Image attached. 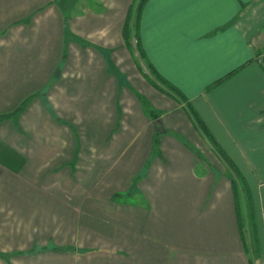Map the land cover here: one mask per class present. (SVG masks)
Instances as JSON below:
<instances>
[{
    "label": "crops",
    "instance_id": "crops-1",
    "mask_svg": "<svg viewBox=\"0 0 264 264\" xmlns=\"http://www.w3.org/2000/svg\"><path fill=\"white\" fill-rule=\"evenodd\" d=\"M83 1L0 0V115L30 97L0 121V264H264V178L253 256L232 179L264 160V0L145 1V58L183 99L134 60L133 0ZM136 174L144 200L115 199Z\"/></svg>",
    "mask_w": 264,
    "mask_h": 264
},
{
    "label": "rangeland",
    "instance_id": "rangeland-1",
    "mask_svg": "<svg viewBox=\"0 0 264 264\" xmlns=\"http://www.w3.org/2000/svg\"><path fill=\"white\" fill-rule=\"evenodd\" d=\"M62 4L65 5V4H68L69 0H61ZM74 4L76 5L77 8L81 9L82 6H84L86 3L85 1L83 0H74ZM66 6V5H65ZM133 47L132 48V52L135 53L134 55V60L136 61L137 64H139L141 67H142V70L143 72L145 71V73L147 75H149L150 77H152V79H154L155 81H157L161 86H167V84L165 82H163L162 79H160L146 64L145 60L140 56V53H139V50L138 48L136 47V40L135 38H133ZM137 53V54H136ZM140 69V67H139ZM141 70V69H140ZM168 87V86H167ZM142 96V95H141ZM143 98V104L146 106V110L148 111V116L153 118L155 117L151 111V108L153 109L154 112H156V109L153 108L151 102H148L146 97L142 96ZM203 133L204 130H202ZM209 131V130H208ZM156 132H159V130L155 129V133ZM169 134H173L175 136H178L179 138L183 139V140H186L183 136V135H180L179 133L173 131V130H169L167 131ZM160 133V132H159ZM206 134V133H205ZM160 146V145H159ZM213 147V146H212ZM215 147V146H214ZM218 152H221V149L219 147H216ZM154 149V148H153ZM214 150V149H213ZM220 150V151H219ZM154 154H156L157 152L154 150L153 151ZM257 160V165L261 167V172L257 173L254 172V171H250L248 172L247 176L248 178H246L245 176H243V171L241 173H235L234 174L232 173L233 177L232 179L234 180V183H235V186H236V189H237V197H238V200H239V204H240V207H241V213H243V216H244V224H245V229L246 231L248 232L247 233V239H248V247L250 248V253H251V256H253V251L259 253V249H260V246H261V240L259 239V234H260V238H261V228H259V234L257 232L258 228H256V226L253 224V219H255V221L257 222V219H256V216L258 217L259 215V200H258V184H259V180L260 179H263L264 178V160L261 161V159H259V157H255ZM234 165L236 168H238L237 166V163L234 161ZM148 165V161L146 162V164L144 165V169H146ZM143 169V171H144ZM142 171V170H141ZM230 173V172H229ZM142 174V173H141ZM141 174H136L135 176L132 177L133 179V186L131 185L129 191H124V192H121L123 195L122 197L124 198H127L122 200V201H130V202H136V201H141V200H144V196L142 194H140L139 192H135V188H137L138 186V183L140 181V178L143 177ZM241 174V175H240ZM135 182V184H134ZM251 188V193H252V198H253V201L255 200V203H256V208H255V213H254V217L253 216H250V213H249V218L247 219L246 215L247 214V207L250 205L251 206V203L249 204V202L247 201L248 200V196H247V188ZM254 192V193H253ZM253 194H255V196H253ZM121 201V200H120ZM250 238V239H249Z\"/></svg>",
    "mask_w": 264,
    "mask_h": 264
},
{
    "label": "trees",
    "instance_id": "trees-1",
    "mask_svg": "<svg viewBox=\"0 0 264 264\" xmlns=\"http://www.w3.org/2000/svg\"><path fill=\"white\" fill-rule=\"evenodd\" d=\"M145 1L146 0H133L131 2L130 6H129L128 13H127V17H126V20H125V23H124V26H123V35H124L125 41L127 43V46L130 48L131 51H132V48H134L133 47V41L132 40H133V38H135V40H136V47L139 50L140 56L145 60L147 66L160 79H162L163 81H165V79L163 77H161V75L158 72L155 71L154 66H152L151 62H149L148 60H146L145 54H144V51H143V48L141 46L139 28H140L141 12H142V8H143V5H144ZM64 6L65 5H63V9L66 10V8ZM68 17H69V11L67 12L65 19H68ZM261 61H262V65L264 67V56L261 59ZM139 67L142 69V67L140 65H139ZM145 75L147 76V78L149 79V81H151L160 90L167 91L164 88V86H161L157 81H155L154 79H152V77H150L146 73H145ZM165 83L167 84L168 82L165 81ZM168 85L170 86L169 91L177 94L179 98H182L183 97L182 92L178 88H176L175 86H173V85H171L169 83H168ZM29 99H30V97L26 98L22 102V104L19 106V108L17 110H15L14 112H12L11 114L0 115V121L3 120L4 118L10 117V116H14V115L16 116L17 113L20 110H22L28 104ZM192 114H193V117H194L195 121L197 122V124L202 128V130H204V132L206 133V135L208 136V138L211 139V141L216 145V140L212 137V135L210 134V132L208 131V129L205 127L204 122L200 119V117L196 114L195 111H192ZM159 135H160V133L159 132H156L155 133V136H154V147L153 148H154L155 151H159V140H160V136ZM217 146H219V145H217ZM230 163L232 164L233 162H230ZM234 185H235V183H234ZM122 195H123L122 193L117 192V193L114 194V198L115 199H119V200H124V199L127 200V198L122 197ZM235 195H236V200H237V213H238V217H239V222L241 224V228H242L243 234L245 236L244 216H243V213H241V210H240L241 207H240L239 200H238V197H237L238 193H237L236 186H235ZM252 264H254V263L252 262Z\"/></svg>",
    "mask_w": 264,
    "mask_h": 264
}]
</instances>
